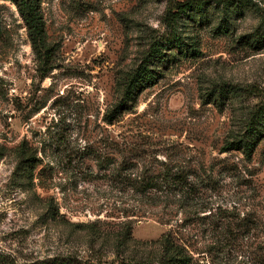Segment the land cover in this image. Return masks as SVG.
<instances>
[{
  "label": "rangeland",
  "instance_id": "1",
  "mask_svg": "<svg viewBox=\"0 0 264 264\" xmlns=\"http://www.w3.org/2000/svg\"><path fill=\"white\" fill-rule=\"evenodd\" d=\"M40 10L46 65L0 0V264H164L170 244L187 264H264V121L251 153L229 146L264 119V0ZM156 43L157 80L108 124Z\"/></svg>",
  "mask_w": 264,
  "mask_h": 264
},
{
  "label": "trees",
  "instance_id": "2",
  "mask_svg": "<svg viewBox=\"0 0 264 264\" xmlns=\"http://www.w3.org/2000/svg\"><path fill=\"white\" fill-rule=\"evenodd\" d=\"M9 1L16 5L18 12L23 19L33 50H36L41 54L44 65L48 64L52 59L53 51L52 47L48 46L45 41V31L43 16L40 10V0ZM185 9L186 7L180 9V12H183ZM167 16L171 17V19L167 18V25L169 28H171V32L174 36L173 42H177L174 43L173 46H179L180 37H178L177 30L174 29L172 24V22L175 21H173V16L175 15H172L171 12H168ZM256 42L257 44L260 43L258 40ZM160 46L162 45L158 43L151 46L148 57L130 75L127 76L123 95L120 101L105 116V121L108 124L113 123L120 115L129 109L128 104L134 99L135 91L139 85H150L157 80L159 72L156 69L150 68L149 58H153L154 61L157 62H161L163 60ZM262 115L263 113L261 114V112L258 114H252L246 122L242 137L238 139L239 141L236 140L235 142L229 143V146L242 149L246 154L251 153L260 138L261 129L263 128L264 119L262 118ZM165 251L167 258H165L164 264H187L186 258L183 257L178 247H174L170 244L167 247L165 246Z\"/></svg>",
  "mask_w": 264,
  "mask_h": 264
}]
</instances>
